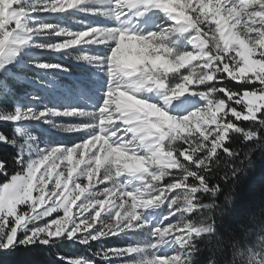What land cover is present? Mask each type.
Listing matches in <instances>:
<instances>
[{
    "label": "snow or ice",
    "instance_id": "obj_1",
    "mask_svg": "<svg viewBox=\"0 0 264 264\" xmlns=\"http://www.w3.org/2000/svg\"><path fill=\"white\" fill-rule=\"evenodd\" d=\"M71 10L112 23L78 32L32 23L37 13ZM153 10L171 23L159 31H137L136 24ZM189 32L192 51L166 43ZM29 39H40L33 46L42 51L90 64L107 84L94 109L0 106V121L13 124L74 118L52 126L82 136L72 146L40 148L27 134L21 142L16 132L11 137L0 132V143L17 149L14 169L0 160V177H5L0 251L35 244L44 246L41 255H54L60 264H192L202 241L207 264H218V254L225 252L233 259L224 264H264V241L259 248L244 245L247 223L240 224L238 234L222 235L217 228L219 218L232 210L218 202L224 185L251 166L257 149L264 150V0H0V69L19 55L14 46ZM90 47L106 51L94 55ZM171 76L176 83L169 84ZM7 86L0 81V90ZM142 91H158L160 104L140 97ZM183 94L204 103L182 117L170 115L167 106ZM221 165L223 175L212 183ZM161 206L167 211L155 226L143 219ZM196 215L202 219L193 222ZM257 226L264 234V220ZM136 232L143 238L105 246ZM63 241L84 246V253L70 258L55 251ZM166 247L173 251L165 252Z\"/></svg>",
    "mask_w": 264,
    "mask_h": 264
},
{
    "label": "rangeland",
    "instance_id": "obj_2",
    "mask_svg": "<svg viewBox=\"0 0 264 264\" xmlns=\"http://www.w3.org/2000/svg\"><path fill=\"white\" fill-rule=\"evenodd\" d=\"M160 14V12L155 10L149 11L140 20V22L136 24V30L141 32L159 31L160 27L166 24L158 20L160 18ZM32 23L50 24L65 30L78 32L88 26L111 24L112 21H109L103 16H92L81 11L71 10L65 13L55 14L37 13L32 17ZM189 35H191L190 32L184 33L180 35V37L174 36L166 41V43L177 51H190V49L185 48L187 44L186 42L188 41L187 37ZM45 39L48 42H52L57 39H61V37H46ZM31 40L32 39H29L24 46H14L16 47L19 55L12 58L11 63H6L5 68L0 69V76H9L15 82L12 89L8 85L0 90V106L8 108L9 110L15 107L21 110L25 108H33L36 111H40L45 107L54 110L81 107L94 109L100 105V102L104 97L105 86L107 84V77L101 71L92 67L90 64L73 60L62 52L42 51L33 46L35 43H41L42 41L40 39ZM88 50H90L94 55H99L106 51L105 48L95 47H90ZM70 51L73 54H77L79 50L70 49ZM40 55H48L50 57H47L44 61H40ZM34 62L50 65H63L66 70H57L55 68L39 69L34 66ZM26 68L30 69V75L25 73L27 72L24 70ZM177 79L178 78L176 76H171L169 78V84L176 83ZM152 93L155 94L153 97ZM139 96L146 98L149 101L151 99V102L155 103V100H157L155 97H160V93L158 91H142L139 93ZM154 98L155 100H153ZM189 100H197L200 105L204 103L197 96L189 94L180 95L171 103H174L175 106L178 107L181 104L180 102H186ZM195 103L196 102H194L193 105L194 107L191 109L189 108V111H183L180 115L174 113V116L182 117L190 111L195 110L198 106H200L195 105ZM174 104L171 106L175 107ZM182 106L183 105L181 104L180 108ZM50 119L51 123H44L43 119L21 120L16 122L13 127V131L18 133L16 138L23 142L25 134H27L29 137L35 138L37 146L40 148L53 146L68 147L76 144L82 138L80 133L60 131L52 126V123L64 124L74 120V118L56 116L51 117ZM27 155H33L32 151L29 150ZM66 166L67 162L65 161L61 167L66 171ZM82 166L83 165H81V167ZM57 171H60V169H57ZM55 176L56 172L53 173V177L49 180V189L52 185H54ZM100 187L102 188L103 186L101 185ZM35 195L36 193H34V196ZM81 199H83V196ZM77 203H79V201ZM166 211V206L149 209L144 213L143 219L148 221L150 225L155 226ZM62 214L63 213L61 212L60 215ZM55 215L56 214H54V216ZM178 219L179 217H177V220ZM143 236L144 233L142 232L130 233L128 236H121L112 239L105 246L121 247L127 243L134 242V239H141ZM262 241H264L263 237L258 239L256 243L257 245L255 244L257 248H259ZM66 242H69V248H72L74 245L75 249L72 252L67 251V248L62 245L64 243L63 241L60 245L63 254H70V256L74 258L76 255L84 253L82 251H85V249H82V245H78L74 241ZM164 251L171 253L173 249L166 247Z\"/></svg>",
    "mask_w": 264,
    "mask_h": 264
},
{
    "label": "trees",
    "instance_id": "obj_3",
    "mask_svg": "<svg viewBox=\"0 0 264 264\" xmlns=\"http://www.w3.org/2000/svg\"><path fill=\"white\" fill-rule=\"evenodd\" d=\"M47 57L50 56L40 55V61L46 60ZM24 70L27 71L25 73L30 75V69L26 68ZM0 81L5 82L11 89L15 85L14 80L9 76H0ZM13 127L14 124L10 122H0V132L9 137L14 134ZM238 145L239 141L236 140L233 146L236 147ZM16 153V147L0 143V160L6 161L9 169H14L15 167V162L12 158ZM251 159L252 164L250 167H246L245 171L239 173L234 182L224 185V192L218 200V202L226 203L227 207L232 208L228 216L219 218L218 231L222 235L238 234L240 224L247 223V234L243 236L245 247H250L253 243L255 245L259 238H264V234L260 232L257 226L261 220H264V213H262V209H264V150L257 149L252 154ZM224 170L223 165H221L220 172L212 183L217 182L219 176L223 175ZM4 179L5 177H0V183H3ZM220 182L223 184V181ZM226 196L231 197L230 202L225 201ZM204 200L208 202L207 198H204ZM199 218L202 219V217L196 215L192 217V220L193 222H198ZM200 243L202 251L197 254L192 264H207L209 253L203 242L201 241ZM60 245H56L54 250L62 253ZM62 245L70 252L75 249L74 245L69 248V242L66 241ZM81 247L84 249V246ZM43 250V245L15 246L9 250L0 251V264H60L54 255H41L40 253ZM64 255H69L72 258L70 254ZM217 258L218 264L219 261L220 264H224L225 260L231 262L233 259L231 252L227 255L226 252L219 253Z\"/></svg>",
    "mask_w": 264,
    "mask_h": 264
},
{
    "label": "bare ground",
    "instance_id": "obj_4",
    "mask_svg": "<svg viewBox=\"0 0 264 264\" xmlns=\"http://www.w3.org/2000/svg\"><path fill=\"white\" fill-rule=\"evenodd\" d=\"M158 20H160V21H162L163 23H166V24H170L171 23V20L170 19H168L163 13H161L160 14V18L158 19ZM184 34V33H183ZM180 35H182V34H179V35H177L176 37H180ZM32 41V40H31ZM187 44H186V46H185V48H187V49H190V51H192L193 50V48H194V45L193 44H190L188 41L186 42ZM22 46H24V45H22ZM155 94H153L152 93V97L154 96ZM155 98L157 99V100H155ZM153 100H155V103H157V104H160V97H155ZM150 101H152L151 99H150ZM194 102H196L195 103V105H200V103L199 102H197V100H189V101H186V102H180L183 106L180 108V105L178 106V107H176L175 106V104L174 103H170L168 106H167V112L171 115V114H173L174 115V113L175 114H182V112L184 111H189L192 107H194L193 105H194ZM172 104H174V106L176 107H173V106H171ZM190 108V109H189ZM177 111V112H176ZM151 220V219H150Z\"/></svg>",
    "mask_w": 264,
    "mask_h": 264
}]
</instances>
